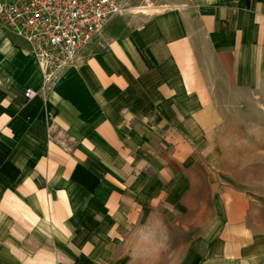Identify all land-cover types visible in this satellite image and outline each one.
<instances>
[{
	"label": "crops",
	"instance_id": "obj_1",
	"mask_svg": "<svg viewBox=\"0 0 264 264\" xmlns=\"http://www.w3.org/2000/svg\"><path fill=\"white\" fill-rule=\"evenodd\" d=\"M158 1L49 88L0 26V264H264L252 192L218 175L264 120V0Z\"/></svg>",
	"mask_w": 264,
	"mask_h": 264
},
{
	"label": "built area",
	"instance_id": "obj_2",
	"mask_svg": "<svg viewBox=\"0 0 264 264\" xmlns=\"http://www.w3.org/2000/svg\"><path fill=\"white\" fill-rule=\"evenodd\" d=\"M134 0H11L0 5V26L29 47L49 88ZM26 98L37 93L29 90Z\"/></svg>",
	"mask_w": 264,
	"mask_h": 264
},
{
	"label": "rangeland",
	"instance_id": "obj_3",
	"mask_svg": "<svg viewBox=\"0 0 264 264\" xmlns=\"http://www.w3.org/2000/svg\"><path fill=\"white\" fill-rule=\"evenodd\" d=\"M158 0H134L127 14L147 13L158 7ZM12 33V32H11ZM241 132L232 139L227 152L236 167L220 168L218 175L233 174V182L252 192L250 224L260 241L264 240V120L260 113H251L247 125L242 124ZM242 165V167L240 166ZM172 248L169 249L171 255Z\"/></svg>",
	"mask_w": 264,
	"mask_h": 264
},
{
	"label": "clouds",
	"instance_id": "obj_4",
	"mask_svg": "<svg viewBox=\"0 0 264 264\" xmlns=\"http://www.w3.org/2000/svg\"><path fill=\"white\" fill-rule=\"evenodd\" d=\"M143 243H145V244H146V243H147V241H144Z\"/></svg>",
	"mask_w": 264,
	"mask_h": 264
}]
</instances>
